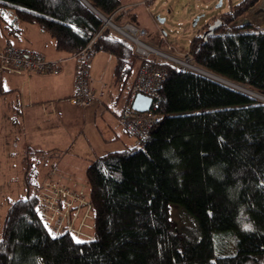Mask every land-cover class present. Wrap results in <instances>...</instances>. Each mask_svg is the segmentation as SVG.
I'll use <instances>...</instances> for the list:
<instances>
[{"label":"trees","instance_id":"obj_1","mask_svg":"<svg viewBox=\"0 0 264 264\" xmlns=\"http://www.w3.org/2000/svg\"><path fill=\"white\" fill-rule=\"evenodd\" d=\"M260 1H238L207 39L205 25L189 53L195 67L263 96L264 27L229 26ZM121 4L0 0L1 24L10 11L15 24H34L49 34L58 52L77 58L95 39V53L113 56L115 83L122 88L132 86L142 64L154 62L168 72L157 107L163 119L133 148L102 155L86 169L92 240L77 243L68 231L46 230L35 211L37 182L30 180L37 171L31 167L26 195L7 210L0 264H264V100L137 54L97 13L133 24V13L123 19ZM179 205L196 218L200 241L175 231L180 226L173 212L181 210L171 208ZM225 233L233 237L235 254L226 253Z\"/></svg>","mask_w":264,"mask_h":264},{"label":"crops","instance_id":"obj_2","mask_svg":"<svg viewBox=\"0 0 264 264\" xmlns=\"http://www.w3.org/2000/svg\"><path fill=\"white\" fill-rule=\"evenodd\" d=\"M138 1L121 0V3ZM140 12L147 13L145 8L138 7L133 13L137 22ZM7 24L15 27L7 29ZM7 45L32 50L49 61L61 63L57 75L0 78V162L5 168L15 169L16 164L24 167L27 152L58 151L62 154L58 160L61 171L75 177L78 163H85L88 168L89 163L102 155L137 145L118 124L130 88L115 83L116 64L112 55L96 52L90 74L98 101L84 109L69 102L75 94L77 59L58 52L49 34L34 24H15L13 14L6 26L0 22V50Z\"/></svg>","mask_w":264,"mask_h":264},{"label":"rangeland","instance_id":"obj_3","mask_svg":"<svg viewBox=\"0 0 264 264\" xmlns=\"http://www.w3.org/2000/svg\"><path fill=\"white\" fill-rule=\"evenodd\" d=\"M140 1H138L137 3H139ZM220 1L223 2L221 6L219 5ZM238 1L240 0H157L154 3V7H155L154 11H152L151 13L140 12V14L138 15L139 20L138 22L135 21L133 23V26H135L137 29L141 28L147 30L148 35L146 37H141L140 40L143 43L145 42L147 45L154 48L155 51H157V53L152 52L150 58L153 57L156 60H160V61L163 60L167 62H171L169 61V59L171 60L173 58L180 61L182 60L184 61L185 60L184 55L189 53L190 51L189 46L191 41L194 39V36H198L199 34H201L203 29L205 28V25L207 24L211 25L217 19L221 20L222 15L225 14L227 11H229L233 5L237 4ZM137 3H131V4H137ZM127 5L128 4L126 5L121 4L119 8L121 7L126 8ZM138 7L145 8L143 5L139 4L138 6L134 7V9H131L127 14H124L125 18L123 19L127 20V16L134 13L138 9ZM13 14L14 13L10 11H5V17H7V19L4 17L5 22L9 21L13 17ZM154 16H155V20H153ZM157 17H162L166 19V21L164 23H159L157 21ZM197 17H201V18L197 26L193 27V22ZM129 23L131 22H127V24ZM180 23H182V25H180ZM249 23L257 27L260 25L264 27V6L262 0L256 7L250 9L248 13H246L245 15L240 16L237 21L229 24V26L230 28H232ZM127 24L120 25L116 23L115 25H117L120 28L122 27L126 28ZM113 31L117 36L123 38L124 40L131 41L136 47L137 44L135 42L121 36L118 31L116 30ZM126 32L128 33L129 30L128 31L126 30ZM162 35L164 36V38L161 37ZM8 46H12V45H7L3 49L7 48ZM3 49H1L0 51H2ZM191 63L192 65L194 64L193 61ZM36 74L41 75L43 73L41 74L31 73L30 75H27L26 73L23 74L4 73L3 76L9 75L16 77L19 76L30 77ZM1 76L2 74L0 75V78ZM137 76L138 74L136 72L134 79H136ZM128 96L129 97L127 102L131 100L130 94H128ZM95 98L96 100L87 107H90L91 105H93L95 102L98 101V98L97 97ZM119 117L120 115L117 118L119 126L123 130H125L131 137L134 138V136L131 133H129L126 129L122 127V125H120ZM1 134L2 133L0 130V145L2 143ZM135 140L137 141V143L142 142L137 139ZM25 156L26 158L24 159V167L23 164L22 165L19 164V166L18 164H16L17 168L12 170H8L7 168H5L3 163L0 162V239H2L3 237L2 232L5 224L4 221L9 206L15 200L22 199L26 195L27 189H25L26 188L25 182L27 181V179L25 177L29 175L30 173L29 171L31 170L30 169L31 167L32 168L36 167V171H37V174H35V176H33L32 179L30 180L33 184L37 182V185L35 186V191L33 193L34 200H35V194L39 193L41 200L40 206L42 207V209L45 210L46 212H48L47 210L48 208H50V210L53 208L56 210V212H53V215L50 218V221H52V223L53 221L57 224L60 223L59 225L53 224V228L56 232L59 233L60 231H66V226L69 222V220L67 219L69 214L68 212L65 211L60 212V210H57L58 199L56 198V196L61 192L59 191L60 189L55 188L53 184L59 182L60 184L62 183L66 187L72 186L78 188L79 189L78 192L82 190L80 191L82 192V194L79 195L74 193L73 195H71V197L76 198L78 200L81 199L82 201H89L88 186H86L87 166L85 163H78V166L75 170L76 175L74 177L70 174L67 175L63 171H61L60 165H58V160L61 158L62 154L58 151L48 152L45 154H41V153L36 154V153L27 152ZM45 159L47 161L44 162ZM0 160H1V155H0ZM49 160H52V162H50ZM52 170H56L57 172V176L56 178H53V180L49 176V173ZM41 184H43L42 186L43 190L40 193ZM173 208H178L181 210V213L178 210H175L173 212L174 213L173 215L178 220L180 226V227L176 226L175 231L180 235L182 234L190 241H200L202 239L201 229L200 226H198V222L196 218L193 215H190L180 205L172 206L171 210ZM89 211L90 208H88L87 210H80L78 213H79V218L80 215L81 218L77 219L76 222L78 227L77 232L80 233L79 234L80 238L85 240L92 239L91 237L93 231L92 230L93 219L91 220L88 217ZM55 215L57 216L54 217ZM182 218L184 221L182 220ZM74 221L75 219L73 220V222ZM225 235H226V239L229 240V245H228V249L226 250V253L235 254L237 248L235 246L233 237L226 233Z\"/></svg>","mask_w":264,"mask_h":264},{"label":"built area","instance_id":"obj_4","mask_svg":"<svg viewBox=\"0 0 264 264\" xmlns=\"http://www.w3.org/2000/svg\"><path fill=\"white\" fill-rule=\"evenodd\" d=\"M157 0H141L137 4H128L126 8H120L119 12H122L123 14H127L131 9H134V7L138 6L139 4L143 5L146 9V11L151 13L154 11V3ZM126 16V15H125ZM182 25V23H180ZM126 30L129 32L127 33ZM121 36L132 40L135 42L136 49L135 52L137 54L143 56L144 58H149L151 56L152 52H156L154 48L147 45L145 42L143 43L140 39L141 37H146L148 35L147 30L145 29H137L133 24L129 23L127 24V27L120 28L117 30ZM164 38V36H161ZM90 42L86 47H84L83 50H81L78 53L77 56V67H76V79H75V94L72 98H70V103L74 106H79L81 108H86L88 105L93 103L96 100V92L93 78L90 74V67L91 62L96 55L95 49H94V42ZM160 54V53H158ZM165 56V55H164ZM185 60L180 61L177 59H169L171 61L170 63H174L177 68L180 70L189 69L190 65H192V61L190 59V54L187 53L184 55ZM60 63L59 61H49L46 59L45 56L42 54H39L32 50H25L22 48H17L15 46H8L7 48L0 51V75L4 73H10V74H23L26 73L27 75H30L31 73H38V74H47V75H57L60 72ZM138 76L136 77L135 81L132 83V86L130 88V96L131 100L128 101L122 112L120 113V125L124 129H126L129 133H131L135 139L139 141H143L144 138L149 134L152 127L159 121L163 119L162 115L157 112L158 102L161 98V95H159V90L162 86L163 80L168 75L167 69L165 67H160L157 64L153 62H148L146 64L140 65L139 70L137 71ZM1 76V77H2ZM145 95L149 98H151V108L147 112H138L132 107V103L134 102V99L137 97V95ZM49 176L53 180V178H56L57 172L56 170H52L49 173ZM55 188H59L60 194L56 196L58 199V209L60 212H68V224L66 226V231L69 233L74 234L75 240L83 241L82 238H80L79 234L77 232V219L79 218V211L80 210H87L90 208L89 201H82L81 199L78 200L76 198H72L71 195L74 193L76 194H82V190L78 192V188L75 187H66L62 183L60 184L57 182L56 184H53ZM43 184L40 186V193L42 192ZM53 187V188H54ZM35 211L40 218L41 222L46 227L47 231L54 232L56 235L59 234L56 232L53 228V224L59 225L53 221H50V218L53 215V212H56V210L53 208L50 210L48 208V212L42 209L40 206L41 200H40V194H35ZM53 210V211H52ZM59 215V214H58ZM55 215L54 217H56ZM88 217L92 220V209L90 208V211L88 212ZM75 221L73 222V220ZM54 220V219H53ZM62 225V224H61ZM92 239H89L88 241H91Z\"/></svg>","mask_w":264,"mask_h":264},{"label":"water","instance_id":"obj_5","mask_svg":"<svg viewBox=\"0 0 264 264\" xmlns=\"http://www.w3.org/2000/svg\"><path fill=\"white\" fill-rule=\"evenodd\" d=\"M262 2H263V6H264V0H262ZM221 3H222V2L219 3L220 6L222 5ZM97 13L100 15V17L102 18V20H104L105 24H106L108 27H110L111 29L116 30V31L120 29V27H118L117 25H115V24L113 23V21H112L110 18L103 17L98 11H97ZM200 18H201V17H197V18L194 20V22H193V27H194V26H197V24H198ZM157 21H158L159 23H164V22L166 21V19H164V18H162V17H157ZM221 25H222V21H221L220 19H217L213 24L209 25L208 29L205 30V32H204L203 35H202V38H203V39H207L206 37H207L208 35L213 34V33H214V32H215V31H216ZM190 69H191L192 71H195V72L197 71V72H199V73H201V74H203V75H207V76L213 78V79L216 80V81H220V82H222L223 84L227 85L228 87H232L233 89H235V90H237V91H240V89L236 87L235 83H233V82H231V81H226V80H224V79H222V78H220V77H216L215 75H213V74H211V73L204 74L202 71H200V70H198V69H194V68H191V67H190ZM207 76H206V77H207ZM241 91H242V90H241ZM241 91H240V92H241ZM242 92H243V91H242ZM245 93L248 94L249 92H245ZM250 95H252V94H250ZM262 101H263V100H262ZM151 103H152L151 98H149V97H147V96L141 94V95H137V97L134 99V102L132 103V107H133L136 111H138V112H140V113H142V112H147V111H149L150 108H151V106H150Z\"/></svg>","mask_w":264,"mask_h":264},{"label":"bare ground","instance_id":"obj_6","mask_svg":"<svg viewBox=\"0 0 264 264\" xmlns=\"http://www.w3.org/2000/svg\"><path fill=\"white\" fill-rule=\"evenodd\" d=\"M246 21H247V20H246ZM191 68L198 69V70L202 71L204 74L210 73L209 71H205V70H203V69H200L199 67H195L194 65H191ZM189 69H190V68H189ZM205 76H207V75H205ZM235 85H236L237 88L240 89V91L242 90L243 92H249V93H248L249 95L252 94L254 97H256V98H258V99H260V100H264V95L262 96V95L258 94V93L255 92V91H251V90H249L247 87H245L244 85H241V84H240V85L235 84Z\"/></svg>","mask_w":264,"mask_h":264},{"label":"snow or ice","instance_id":"obj_7","mask_svg":"<svg viewBox=\"0 0 264 264\" xmlns=\"http://www.w3.org/2000/svg\"><path fill=\"white\" fill-rule=\"evenodd\" d=\"M5 18L7 19V17H5ZM5 90H7L6 86H5ZM76 242L77 243H83L82 241H79V240H77Z\"/></svg>","mask_w":264,"mask_h":264},{"label":"flooded vegetation","instance_id":"obj_8","mask_svg":"<svg viewBox=\"0 0 264 264\" xmlns=\"http://www.w3.org/2000/svg\"><path fill=\"white\" fill-rule=\"evenodd\" d=\"M190 67H191V65H190Z\"/></svg>","mask_w":264,"mask_h":264}]
</instances>
